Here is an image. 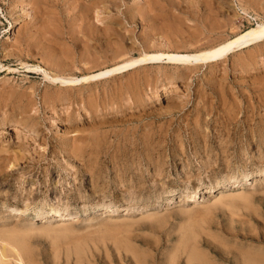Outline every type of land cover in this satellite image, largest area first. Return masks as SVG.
I'll use <instances>...</instances> for the list:
<instances>
[{
	"label": "rangeland",
	"instance_id": "obj_1",
	"mask_svg": "<svg viewBox=\"0 0 264 264\" xmlns=\"http://www.w3.org/2000/svg\"><path fill=\"white\" fill-rule=\"evenodd\" d=\"M263 22L264 0H0V264H264V37L55 79Z\"/></svg>",
	"mask_w": 264,
	"mask_h": 264
},
{
	"label": "bare ground",
	"instance_id": "obj_2",
	"mask_svg": "<svg viewBox=\"0 0 264 264\" xmlns=\"http://www.w3.org/2000/svg\"><path fill=\"white\" fill-rule=\"evenodd\" d=\"M95 5H96V3H95ZM263 37H264V22L258 24L257 27H255V28L253 27V28L245 31L244 33H241L239 36L237 35L234 39L224 41L222 43H219V44H217V45H215V46H213V47H211L209 49L203 50V51H199L198 50L199 52H185V53L173 51V52H168V53L148 54L145 57L135 58V59H133L131 61L124 62L122 64L116 65L115 67L107 68L104 71H100V72L95 73L93 75L84 76L82 78H66V79H63V78L57 77L55 79H59L61 82L65 83L66 85H68V84H74V83H77V82H81V81H84V80H88L90 78H95V77H100V76H106V75H110V74H113V73L119 72V71H126V70H129V69L137 66L138 64H141V63H144V62H150V61H158V60H161L163 58H167L168 61L175 62L177 64H184V65H187V66L188 65H196V64L198 65V64L203 63V62L218 61L219 59L226 57L231 51H233V50H235L237 48H240V47H242L244 45H247L249 42L257 41L258 39H261ZM164 55L166 57H164ZM18 129L19 130L21 129L20 126H17V130ZM27 132H29V133L32 134V132H30L28 130H25V133H27ZM17 163H18V161H17ZM6 164H7V162H6ZM13 164L15 165V163H13ZM252 177H254L255 180H258V181L259 180H263L264 181V171L261 174H256V175H253ZM246 179L247 178L234 179V180H232L230 182H227V183H221L218 186L220 188L222 187V189H223L224 187L227 186V184H231V186H238L239 187L238 189H240L242 187L241 181L242 180H246ZM114 206H116V204H114L113 206L112 205L111 206L110 205H107L106 207L104 206L103 208H106V209L104 210V213L101 214V215H104V216L111 215V211H110L111 209H110V207H114ZM9 207H11V204H10ZM44 208L45 207H40L38 210L45 211ZM35 209H37V208L33 204H27V205L20 206V207L17 208V210L20 213L22 212L23 214L26 213V212H28V211L35 210ZM17 210H16V212H17ZM4 211L6 212V214L11 212L10 210H9L10 212H8V210L7 211L4 210ZM49 211H50V213H52L53 216H55V215H61L62 213H64L65 212V209H62V208H53V209H51ZM19 212H18V214H19ZM97 215H95V216H97Z\"/></svg>",
	"mask_w": 264,
	"mask_h": 264
}]
</instances>
